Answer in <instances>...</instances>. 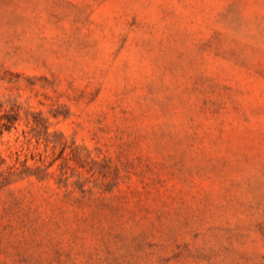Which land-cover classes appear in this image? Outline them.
Segmentation results:
<instances>
[{"label":"rangeland","instance_id":"1","mask_svg":"<svg viewBox=\"0 0 264 264\" xmlns=\"http://www.w3.org/2000/svg\"><path fill=\"white\" fill-rule=\"evenodd\" d=\"M0 264H264V0H0Z\"/></svg>","mask_w":264,"mask_h":264},{"label":"trees","instance_id":"2","mask_svg":"<svg viewBox=\"0 0 264 264\" xmlns=\"http://www.w3.org/2000/svg\"><path fill=\"white\" fill-rule=\"evenodd\" d=\"M2 129H0V132H1ZM2 163V159H1V156H0V164Z\"/></svg>","mask_w":264,"mask_h":264}]
</instances>
